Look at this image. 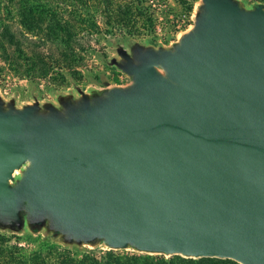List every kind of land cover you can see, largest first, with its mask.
Returning a JSON list of instances; mask_svg holds the SVG:
<instances>
[{
    "label": "water",
    "instance_id": "1",
    "mask_svg": "<svg viewBox=\"0 0 264 264\" xmlns=\"http://www.w3.org/2000/svg\"><path fill=\"white\" fill-rule=\"evenodd\" d=\"M165 44L111 42L127 79L0 92V233L264 264V4L200 0Z\"/></svg>",
    "mask_w": 264,
    "mask_h": 264
},
{
    "label": "trees",
    "instance_id": "2",
    "mask_svg": "<svg viewBox=\"0 0 264 264\" xmlns=\"http://www.w3.org/2000/svg\"><path fill=\"white\" fill-rule=\"evenodd\" d=\"M20 1L21 24L38 41L14 32L11 25L4 21L0 24V58L17 67L21 76L31 80L47 78L56 69L70 70L82 59L83 52L77 43L78 35L85 30L98 29L96 18L91 16L88 9L77 4L71 5L72 11L67 15L68 9L58 13L49 5L37 3L33 7L28 4V0ZM120 1L115 7L111 0H106L104 4V12L108 17L106 26L111 33L115 28L121 32L136 28L142 11H147L146 7L141 6V0ZM4 3L5 0H0V14ZM252 4L260 3L256 0ZM191 8L193 11L194 6ZM85 16L86 19H83ZM63 77H68L73 83L71 74L63 73ZM44 239L46 244H39L36 250L26 253L16 245L9 246V241L0 235V264H238L232 260L215 258L195 260L181 256L166 258L146 254L121 256L113 251L96 256V250L65 248L50 238Z\"/></svg>",
    "mask_w": 264,
    "mask_h": 264
},
{
    "label": "rangeland",
    "instance_id": "3",
    "mask_svg": "<svg viewBox=\"0 0 264 264\" xmlns=\"http://www.w3.org/2000/svg\"><path fill=\"white\" fill-rule=\"evenodd\" d=\"M34 1V2H33ZM28 0L30 6L35 7L37 3L49 5L51 9H55L58 13L68 11L67 15L72 11L71 5L77 4L88 9L91 16L96 18L98 29L85 30L78 35V48L83 52L82 59L76 62L70 70L56 69L52 71L50 76L44 79H34L21 76L17 67L5 62L0 58V92L7 98L18 96L20 102H28L32 95L36 92L42 100H54V92L68 91L73 88L72 81L67 77H63V73L71 74L73 82L84 89L96 86L95 81L105 75L113 84L126 83V77L117 70H112L102 62V57H111L113 40H118L125 44L129 39L140 41H155L170 44L178 39V37L187 31L193 24L194 10L200 0H141V6L146 7L147 11H142V15L137 22L136 28H128L126 32L119 29L113 33L109 32L108 17L104 12V4L106 0ZM113 1V6L121 3L120 0ZM249 4L256 0H246ZM260 4H264V0H258ZM36 2V3H35ZM194 6V10L192 8ZM69 7V8H68ZM22 11L20 0H5L0 14V24L4 21L9 23L14 32L27 35L33 41L34 38L25 27L21 24L22 19L20 13ZM86 19V16L85 18ZM132 31L133 33H129ZM124 77L120 82V77ZM9 241L8 245H16L23 249L24 252L30 253L37 249L39 244H46L45 237L35 236L30 233L18 236L11 233H2ZM59 245V244H58ZM108 250L99 248L94 255H104ZM117 255L127 256L140 254L134 251H113Z\"/></svg>",
    "mask_w": 264,
    "mask_h": 264
},
{
    "label": "flooded vegetation",
    "instance_id": "4",
    "mask_svg": "<svg viewBox=\"0 0 264 264\" xmlns=\"http://www.w3.org/2000/svg\"><path fill=\"white\" fill-rule=\"evenodd\" d=\"M112 69V68H111ZM112 70H114V69H112ZM95 84H96V86H99V84H100V80L98 79V80H96L95 81Z\"/></svg>",
    "mask_w": 264,
    "mask_h": 264
},
{
    "label": "built area",
    "instance_id": "5",
    "mask_svg": "<svg viewBox=\"0 0 264 264\" xmlns=\"http://www.w3.org/2000/svg\"><path fill=\"white\" fill-rule=\"evenodd\" d=\"M192 18H193V17H192ZM123 79H124V77H123V76H122V77H120V79H119V80H120V82H122V81H123Z\"/></svg>",
    "mask_w": 264,
    "mask_h": 264
}]
</instances>
